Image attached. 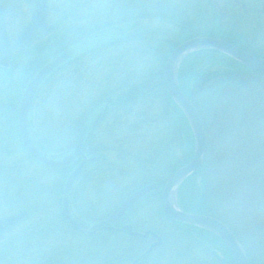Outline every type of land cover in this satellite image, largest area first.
<instances>
[{"label": "rangeland", "instance_id": "obj_1", "mask_svg": "<svg viewBox=\"0 0 264 264\" xmlns=\"http://www.w3.org/2000/svg\"><path fill=\"white\" fill-rule=\"evenodd\" d=\"M223 1L49 0L50 20L56 24L59 31H64L71 26L73 29H82V32H86L87 34L106 26L117 25L127 31V38L135 37L138 39L136 46L138 44L143 46L147 45L148 40L160 38L177 40L178 27L176 25L178 24H175L176 20L168 18L169 16L173 15L174 19L181 16L197 26L201 31L208 28L217 19L220 25H224L223 29L225 30L234 27L235 30L245 34L248 39H251L253 35L257 36L255 47L260 46L264 35V29L262 28L264 27V18H257L253 15L247 16V14L243 15L244 10H241V4L239 6L240 11L235 12L232 9L228 11L225 9ZM244 1L248 4L247 0ZM249 1L252 3V6H255L254 8H261L264 5V0L263 3L261 1L256 2L255 0ZM0 2L5 11L11 38H16L31 18L35 8L34 0H0ZM261 24V29H259ZM154 44H151V46ZM172 45L168 46L167 51H170ZM151 46L147 48L153 50ZM162 48L158 49L162 50ZM162 51H156L155 55L158 56L159 53L160 55L164 54ZM30 57L14 56L9 69L0 68V112L6 111L5 113H7L9 109L8 117H10L11 124L9 131L11 134H14L16 130L18 119L16 115L18 114L22 93L25 88V84L24 86L22 85V80L25 79L26 73L30 72L33 68L27 64V60H30ZM94 60L95 58L88 57L85 62L89 66L95 63L96 60ZM92 70L94 69L92 68ZM92 70L87 72L81 71L84 78H82V82L80 83L79 80L75 79V76L71 75L70 81L65 85L69 86V88L72 86L95 87L97 79H91ZM63 82L64 79H59V77L54 78L40 92L35 102L31 117V130L34 138L40 144L45 145L46 142H50L49 144L52 145L61 143L66 134H68L67 139L72 141L70 129L71 134H73L74 125H78L77 120L79 117L85 112L84 110H88V108L96 103L100 96L96 93H83V91L72 95L70 93L61 94L62 87L60 86L64 85L62 84ZM11 83L14 84V89H10L13 92L8 90L7 84ZM69 98L71 99L70 101H68ZM70 103L72 110L66 111L65 108ZM223 118L213 131L211 129V132H213L212 141L206 134L207 146L204 154V164L208 162L209 174L211 176L208 184V186L210 185L208 187L210 198L215 205L221 207L223 212H226L225 214L231 218V221L234 220V225L231 222L233 227L237 226L245 234L250 235L249 237L255 239L254 248L256 253L252 254V261H254V264H264V228L259 227L257 211L259 208L255 205V200L250 196L251 192L246 189L245 191L241 190L245 186H242L244 177L246 176L245 173L248 174V170H245V164L251 162L247 159L245 151L247 152V148H251L254 143L255 137L253 138L252 132L254 131L253 133H256L255 135L258 136L264 130V125L259 130L255 126H258L261 123L260 121L258 124H249L248 121L243 118L240 119L236 113L234 114L230 110L225 112V117ZM161 134L162 127L154 129L151 135V139L156 141L153 142L154 145L161 144ZM259 137L261 139L259 138L260 141L258 140L257 142V153L259 156H263L261 148L264 146V134ZM8 139L9 136H7V140L5 141L6 144L3 145L4 151H7L3 156H6L11 162L21 167V170L29 178L36 181L33 182L32 186L27 184L19 187L20 190L27 188V191H29L23 190L21 195L18 194L19 199L17 195H13L14 198L18 199L21 207L27 210L29 215L11 233H22L32 227L36 230H42L46 224L53 222L54 226L50 223L53 230H55V233L52 231L51 234V236L54 235L53 239L51 238L52 240H50V237H48V239H44L40 243L45 244L44 247L50 244L54 253L62 252L60 254L62 256L60 257L66 263H80L82 260L64 257L67 249H76L83 242L90 243L87 238H83V240L77 238L72 229L62 220L64 218L62 215V191L69 171H55L42 167L27 157L24 151H20L16 143L14 144L12 140ZM138 141L129 143L130 145L126 146L128 155L118 154L117 152L108 154L109 160L117 162L118 166L114 170L116 178L112 177L108 184H99L100 181L97 179H87L79 185L73 199V206L76 212L93 217H103L111 209L118 206L120 201L129 194L135 185L145 183L155 174L153 169H157L161 165L158 159V156L161 158V155H154V153L150 152L152 150L150 141L144 140L142 142L139 139ZM96 143L97 141L94 142V144ZM209 144L210 150L207 156ZM175 154H179V151L176 153L173 150V155L175 156ZM6 161L4 160V162ZM32 192H35L34 196L28 197L24 195L25 193L32 194ZM24 196L26 197L22 198ZM161 206L162 204L159 201L149 202L129 213L131 214V221L139 224L141 228L146 226L148 229L154 228L158 230L163 238V243L157 248L159 251L154 252V250L141 264H210L211 255L204 248L200 247L201 249H196L191 256H187L191 248L188 246V239H184L182 233L177 228L171 225L163 216H159ZM3 211V215L7 216L16 214L19 209H9L6 206L3 207ZM4 216H0V218ZM90 221L94 226L97 225L94 219ZM180 239L184 240L181 243H186V247H183V249H180L178 246ZM94 241L96 243L94 247L97 246L100 249L103 245L102 238H96ZM108 241H110L107 242L110 245L112 242L111 240ZM245 241L248 242L246 238ZM210 247H212L211 251H214L223 260V251L219 247ZM33 252H36V248ZM177 252L179 256L182 253L187 257L183 260L179 257L178 260ZM20 258L21 256H12L10 260L7 258L4 264H9V262L21 264ZM88 260L86 259V262ZM187 260H190V262ZM0 263L3 264L2 261ZM26 263L30 264L28 261ZM117 264H131V261Z\"/></svg>", "mask_w": 264, "mask_h": 264}, {"label": "trees", "instance_id": "obj_2", "mask_svg": "<svg viewBox=\"0 0 264 264\" xmlns=\"http://www.w3.org/2000/svg\"><path fill=\"white\" fill-rule=\"evenodd\" d=\"M168 18H170L171 20H176L177 22L175 24L180 25V27L182 28V34L179 35L177 37V40L174 41V44L172 45V48L170 47L169 52L175 49L179 44L191 38L198 36H207L228 41L244 49L245 51L252 53L254 56L264 59V43H262L257 48L250 45L247 46V39L245 34L235 30L234 27L227 30L223 29L224 25H220V22L217 19L214 20V22H212V24L208 28L201 31L197 26L193 25L191 22L185 20L181 16L174 19L172 15ZM54 38L56 41L54 45L56 46L54 54L56 55L63 48V46H60L62 42L58 41H63V38H65V36L62 37V33L58 32L55 34ZM47 49L48 48H46V50ZM46 54L47 55L42 54L41 59L46 56L48 58L50 56V51L46 52ZM168 56L169 53H164L155 58L156 60H153L151 58L153 61H151L147 69L142 70L143 75L141 76V78L137 77L142 79V83L137 82L135 85H133L136 87H138L139 85L146 86L148 84H151L150 82H152L165 87L164 68L169 58ZM45 62L46 60H41L40 66H42ZM178 78L181 91L197 109L203 122L207 137L211 141L213 136V132H211V129L213 131L214 128L219 125L221 120L224 119L223 117H225V112L228 110H230V112H234V114L236 113L240 117V119L243 118L244 120L248 121L249 124H258V122L260 121L261 123H259L258 126H255V128L258 127L259 130L264 125V74H260L253 70H250L249 68L243 66L242 64L218 51L200 50L191 54L183 61L179 69ZM7 85L9 87L8 90H10L11 88L14 89L13 83ZM164 102L168 107H172L175 111H178L177 118L182 121L184 145L182 150L183 162L181 166H184L192 160L194 155L193 134L184 113L176 105V103L172 100L167 92L166 100ZM5 112L6 111L0 112V216H4L3 207L6 206L9 209H19L16 214L24 211L27 213V215H29L27 210H24V208H22L20 203L18 202V194L21 195V192L23 190L26 192L29 191H27V188L20 190L19 187L25 186L27 184L29 186H32L33 182L36 181L29 178L24 173V171L21 170V167L11 162L6 156H3V154L7 152L4 151L5 148L3 147V145L6 144L5 141L7 140V136H9L8 140H12L14 144L16 143L19 150L22 152L24 151L26 156L30 158L20 138L17 126L18 124H16V130L14 134H11L9 131L11 125L10 117H8L9 109L7 110V113ZM16 116H18V114ZM77 123L78 125H74L72 141H62L61 143H56L53 145L49 144L50 142H46L45 145L40 144L37 141L36 143L38 144L42 152L45 153L63 151L73 145L75 137L77 136L78 128L80 126V119L77 120ZM263 131L261 134H258V136L255 135L256 133H253L254 131L252 132L253 138L255 137L254 143L252 144L251 148H247V152L245 151V153L247 154V159H249V161L251 162L245 164V170H248V174L245 173L246 176L244 177L242 184V186H245L241 188L242 191H245L246 189L251 192L250 196H252V199L255 200V205L259 208L257 211L259 218V227L261 228H264V146L261 148V154L263 156H259V154L257 153V142L260 138L259 136L264 134ZM210 144L207 148V156L209 154ZM4 160H8L10 162H4ZM68 170L65 171L68 172ZM210 177L211 176L209 174V167L207 162L203 164V167L200 171L188 177L181 184L179 188L180 208L187 213L212 216L227 225L244 246L250 258V264H254V261H252V254L256 253L254 248L255 239L249 237L250 235L245 234L237 226L233 227L234 220L231 221V218L225 214L226 212H223V209L221 207L213 203V200L210 198L208 189V187L210 186H208ZM80 184L78 183L77 186L79 187ZM34 193H25L24 195L31 197L35 195ZM13 195H17L18 199L14 198ZM25 197L26 196L22 198ZM112 210L113 209H111L103 217H93L89 216L88 214L86 215L84 213H78L88 220L94 219V221L97 222V225L95 224L96 226H94L93 229H96L97 227L103 226L105 224L104 220ZM159 212V216H163L164 219L169 221L171 225H173L182 233L184 239H188V246H190L191 248L187 253V256H191L196 249L201 247L211 255L210 264H234L232 253L217 236L206 230L172 221L165 213L163 205L161 206ZM129 216H127L124 222H122L120 225L128 223L131 224L138 232L153 230L154 232L159 234V231L154 228L148 229L146 226L144 228H141L139 224L131 221ZM62 220L65 221L64 218H62ZM231 222L233 223V225ZM50 223H52L54 226L53 222ZM50 223L46 224L45 227L42 228V230H36L34 227H32L22 233L9 234L5 241L0 242V261H2V263L4 264L7 258L10 260V257L12 256H21L19 260L24 264H27V261L30 264H68L60 257L62 256L60 255L62 254V252L54 253L53 249H51L50 247V244H47L44 247L45 244L40 243V241L48 239V237H50V240L53 239L52 237L54 235L51 236V234L52 231L55 233V230H53L52 224ZM65 223L67 224L66 221ZM72 231L77 238L82 240L83 238H87L90 243L83 242L82 245L76 249H67L64 257L67 256L68 259H76L79 261L82 260L80 263L71 262V264H117L126 261L133 262L147 250L150 242V237L135 238L129 236L127 232L116 233L114 231H102L95 235H87L78 233L73 229ZM96 238H102L103 240V245L100 249H98L97 246L94 247V245H96L94 239L96 240ZM245 238L248 242L245 241ZM108 240H111L112 242L110 243V245L109 243H107L110 242ZM182 241L184 240L180 239V243L178 244L180 249L186 247V243H181ZM209 246H215V248L219 247V249L223 251V260H221L214 253V251H211L212 247L209 248ZM35 248L36 252H33ZM157 251L159 250L157 249L154 252ZM182 255L184 254L180 253L179 256L177 252L178 260L179 257L182 260L187 257L186 255L182 257ZM86 259L89 260L86 262ZM145 259H147V257H145ZM145 259L141 260L139 264H141ZM187 261L190 262V260ZM9 264L13 263L9 262Z\"/></svg>", "mask_w": 264, "mask_h": 264}, {"label": "flooded vegetation", "instance_id": "obj_3", "mask_svg": "<svg viewBox=\"0 0 264 264\" xmlns=\"http://www.w3.org/2000/svg\"><path fill=\"white\" fill-rule=\"evenodd\" d=\"M255 1L256 2L261 1L263 3V0H255ZM247 2L248 4L244 0L241 1L224 0L223 5L225 9L228 11L232 9L233 11L238 12L240 11L239 6L241 4L242 7L241 10H244V12L242 13L243 15L247 14V16L253 15L257 18L258 17L264 18V5L261 8H254L255 6H252V3L249 0H247ZM0 8L2 10L3 19L5 20L6 23V30H7V35L9 37V43L13 45L14 42L20 37L24 29L27 27L31 18L27 22V24L22 28V30L18 33L16 38H11V33H9L7 21L5 17V11L2 8L1 2H0ZM51 25L55 27L54 31L44 34V37L43 35L39 34V36L43 37L42 39L35 40L30 46L20 50L19 52H13L11 54V59L9 61L8 67L0 64L1 69H9L11 65V61L14 58V56L20 55L23 58L31 56L30 60L29 59L27 60V64L28 66L30 65L33 68L30 70V72L26 73L24 77L25 79L22 80L23 82L22 85L24 86L25 84L23 93L27 85L31 81V79L47 63H49L50 61H52L57 56L67 51L71 47L75 46L79 42L87 39L88 37L96 33L109 29H117L118 31H121V34L119 38L114 39L109 43H107L106 45L98 47L90 51L89 53L82 55L76 58L75 60L67 63L63 67H61L59 70H57L54 73V75H52V77L44 84L43 88L40 90V92H42V90L45 88V86L48 83L54 80V78L59 77V79H64V82L62 83L64 85L60 86L62 87L61 94L70 93L72 95V94H76V92L83 91V93L85 92L96 93L100 95L98 97L97 102L94 103L90 108H88V110H84L85 112L82 114V116L79 117L80 126L78 128L77 136L75 137L73 145H71L69 148H66L63 151L48 152V154L55 155L69 151L80 138V135L82 134L84 127L86 123L89 121L92 114L96 110L100 109V114L98 116V118L100 119L98 120L95 128L90 134L87 144L83 150V153L85 157L88 158L93 156H99L102 159V162L91 167L86 173H84V175L81 177L79 181V184L80 182L84 183V181L87 179H97L100 181L99 184H108V182L112 177L116 178L115 175L116 172L114 170H116V168L118 167L117 162H112L111 160H109L108 154L117 152L118 154L128 155L126 146L129 143H135V141L139 142L138 139L142 142L144 140H147V142L150 141V144L152 146L151 147L152 150H150V152L154 153V155H158V154L161 155V158L158 156L161 165L157 169L156 168L153 169L155 174L152 175L145 183L140 185H135L130 190L129 194H127L120 201L118 206L134 192L150 184L158 185V190L152 193L151 195L145 197L141 201H139L135 207V210L144 204L154 201H159L163 205L162 195L168 180L176 171H178L181 167H183L181 166L183 162L182 150L184 145L183 125H182V121L177 118L178 111H175L174 108L172 107H168L164 102L166 100V92L168 93L166 86L162 87L152 82H150L151 84H148L146 86L139 85L138 87H136L134 85L137 82L142 83L141 81L142 79H140L141 76L143 75L142 70L147 69L151 61H153L155 58L160 56V53L158 54V56L155 55L156 51L160 52L163 50L162 52L165 53L168 50L167 49L168 46H171L174 43V41L169 38L148 40L147 45L141 46V44H138L137 46H139V48H137L136 43L138 39H136L135 37L127 38L128 37L127 31L124 28H121L120 26L117 25L106 26L88 35L86 34V32H82V29L81 30L73 29L71 28V26H69L64 30V32H62L59 31V28L56 26L54 22H51L50 11H49V15L47 18V27ZM176 26L178 27L177 35L179 36L182 34V28L180 27V25H176ZM261 26L262 24L260 25L259 29H261ZM262 28L264 29V27ZM58 32H61L62 37L65 36V38H63V41L60 40L58 41V42H62L60 46H63V48L59 53L55 55L54 53L56 46L54 45L56 41L54 36ZM246 39H247L246 41L247 46L250 45L255 47V44L257 42V36L253 35L251 39H248L247 37ZM261 41L262 43H264V35ZM153 42L156 44H154ZM151 44L154 45L151 46ZM150 46L153 48V50L147 48ZM162 46L165 47L162 48ZM160 47L162 48V50L158 49ZM46 48L48 49L46 50ZM175 49H173L171 52L167 51L166 53H169L170 56ZM49 51H50V56L48 58L47 56L46 57L43 56L44 58L41 59L42 58L41 55L42 54L47 55L46 52ZM88 57H91L92 59L95 58L96 60V61L94 60L95 63L88 66L85 62L86 58ZM40 59L46 60V62L42 66H40V61H41ZM92 68L94 70H92ZM89 70H92L91 79H97V85L95 87L93 86L91 88L85 86H72L71 88H69V86L65 85L70 81L71 75L73 77L75 76V79H77V81L79 80V83L82 82V78H84L82 76V72L83 71L87 72ZM39 94L37 95L35 102ZM70 98L68 101L71 100ZM35 102L33 108L35 106ZM65 109L66 111L67 110L71 111L72 110L71 103ZM17 124H18V120H17ZM17 126L19 130V125ZM157 127H162V134H161L162 140H161V144L154 145L153 142L156 141L154 139H151V135L154 132V129ZM70 135H71L70 136L71 139L73 140L71 129H70ZM67 137L68 134H66V137L63 138L62 141L63 142L69 141ZM32 138L38 149L42 151L39 148L38 144L36 143V139L34 138L33 134H32ZM95 141H97L96 144H94ZM173 150H175L176 153L179 151V154H175L174 156ZM82 162L83 159H79L71 167L65 169H59L55 171H65L69 169L68 170L69 171L68 177H69L72 171ZM109 214L106 216L104 220L105 224L103 226H100V228L107 225L106 220ZM127 216H125V218ZM125 218L123 219L122 222H124ZM120 224L116 226L117 229L128 223H125L123 225ZM96 229L99 230V227H97ZM158 235L160 236V234ZM157 241H158L157 238L150 237L148 248Z\"/></svg>", "mask_w": 264, "mask_h": 264}, {"label": "water", "instance_id": "obj_4", "mask_svg": "<svg viewBox=\"0 0 264 264\" xmlns=\"http://www.w3.org/2000/svg\"><path fill=\"white\" fill-rule=\"evenodd\" d=\"M35 9L32 18L24 29L20 37L14 42L13 45L9 43V37L7 35L6 23L3 19L2 10L0 8V64L8 67L13 52H19L22 49L30 46L35 40H40L44 37V34L54 31L53 25L47 27V18L49 15V1L48 0H34ZM39 34L43 35L39 36ZM121 31L117 29H109L99 33H96L87 39L79 42L75 46L71 47L67 51L63 52L55 59L47 63L29 82L27 85L19 108L18 123L19 132L22 143L27 150L28 154L44 166L63 169L72 166L79 159H83L69 176L63 191V214L66 221L71 227L80 232L89 235H95L97 231H92L90 225L80 219L74 214L72 210V195L73 191L80 180V178L91 167L102 162L99 156L85 157L83 150L87 144L90 134L95 128L98 120L100 109L96 110L89 121L86 123L80 138L76 142L73 148L62 154L50 155L39 151L34 144L31 131H30V118L32 113V107L37 94L46 81L61 67L67 63L75 60L76 58L89 53L90 51L104 46L110 41L119 38ZM200 50H215L218 51L243 66L253 70L257 73L264 74V59L258 58L238 46L213 37H195L185 41L179 45L170 55L165 71L164 82L167 91L176 105L182 110L190 128L192 130L195 140V151L192 161L180 168L175 172L168 180L162 195L163 207L167 215L174 221L182 224L195 226L204 230H207L218 238H220L227 248L231 251L234 264H250V259L241 245L235 234L220 220L208 216L186 213L180 209L177 203L178 187L189 176L197 173L204 160V154L207 146V137L204 130L201 117L191 103V101L181 91L178 81L179 69L182 62L194 52ZM100 158V159H99ZM158 190V185L150 184L142 187L138 191L134 192L127 199H125L107 218V226L101 228L108 230L127 231L133 237L147 238L149 235H153L158 238L150 248L142 255L144 258L150 254L155 247L162 244V239L157 236L153 231H147L145 233L135 232L131 225H125L122 228L117 229L116 225L132 210V208L142 199L151 195ZM27 213L20 212L18 215H12L3 217L0 219V241L5 239V235L10 232L15 226H17L25 217ZM139 260L135 261L137 264Z\"/></svg>", "mask_w": 264, "mask_h": 264}]
</instances>
